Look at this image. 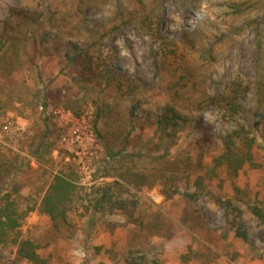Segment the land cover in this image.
Returning a JSON list of instances; mask_svg holds the SVG:
<instances>
[{
    "label": "rangeland",
    "instance_id": "rangeland-1",
    "mask_svg": "<svg viewBox=\"0 0 264 264\" xmlns=\"http://www.w3.org/2000/svg\"><path fill=\"white\" fill-rule=\"evenodd\" d=\"M11 8L41 21L18 23L9 17ZM40 30L51 42L42 53L16 41L18 33ZM58 42L77 45L98 69H118V77L108 85L73 83L63 74ZM233 80L251 90L240 101L242 115L228 119L209 97H219ZM260 82L264 0H0V176L20 188L22 209L34 207L21 221V238L35 241L48 264H129L141 252L162 264H264V223L247 209L264 204V118L249 112H264ZM133 104L136 123L125 152L142 155L110 158L94 132V114L100 106L110 108L99 113L97 128L120 148L119 133L127 126L121 116ZM166 104L188 118L175 143L162 145L170 153L164 158L181 167L175 181L148 187L118 177L119 167L151 173L158 166L163 149L151 122ZM43 118L55 134L48 139L52 151L47 147L37 157L31 151L46 135ZM238 126L256 136L252 163L235 176L219 167L214 177L221 137ZM202 129L212 135L210 142L200 138ZM145 148L155 149L149 155ZM59 172L72 180L75 194L67 223L55 230L36 206ZM214 197L241 210L245 240L234 237L227 225L232 215ZM95 198L101 199L98 207ZM118 202L132 219L116 208ZM0 264L28 263L16 258L14 248L0 247Z\"/></svg>",
    "mask_w": 264,
    "mask_h": 264
},
{
    "label": "trees",
    "instance_id": "trees-1",
    "mask_svg": "<svg viewBox=\"0 0 264 264\" xmlns=\"http://www.w3.org/2000/svg\"><path fill=\"white\" fill-rule=\"evenodd\" d=\"M9 14V17L17 20L18 23L36 25L41 21L38 17H35L33 13L16 8H11L9 10ZM47 24L49 28L53 27L51 22L48 21ZM46 33V30H40V32L33 31L28 35L18 33L15 38L23 48H25L26 43H30L36 51L42 53V45L51 43ZM3 36L6 40L11 38L9 34L6 33H3ZM58 43L63 60H66L63 74L67 75L73 83L80 86L91 83L99 84L100 80H102L106 82V85H108L110 80L114 77H118V69H98V65L94 64L90 55L86 51H81L82 49H79L77 45L71 46L61 42ZM154 60L157 62L156 58H154ZM241 82V80H233L228 90L219 97H209L210 104L215 105L220 114L225 118L234 119V116L242 115L241 113L244 112L240 105V101L245 99V97L250 93L251 87ZM257 88L258 92L264 94V82H260V87L257 86ZM41 102L44 106H47L46 94L41 96ZM135 108L136 106L133 104L132 107H130V109L121 116L126 121L127 126L124 129L126 130L124 133H119L124 135L122 137V146L120 148H117L118 144L113 143L112 140L108 142V139L104 138V132L97 128L98 120L96 119L98 118L99 113L108 114L111 112L110 108L100 106L99 110L95 112L93 123L94 132L97 137L104 141L105 152L108 157L127 156L132 158L131 161H133L136 157H141L142 154L140 152L130 154L125 152L128 144L130 145L132 142L131 135L136 123V114L134 113ZM249 112L255 117L264 118V112L262 111L250 109ZM42 121L45 129L47 130L46 135L43 140L36 145L35 149L31 151V154L37 157H40L41 153L44 154V149L47 147L48 152L49 149L52 151L53 139H51L49 143L48 139L55 134V132L48 126V119L43 118ZM187 121L188 118L181 114L175 106L166 104L158 107V109L154 112L151 124L155 126L154 133L158 137L161 148L165 142L175 143L177 132ZM258 125L259 122H254L253 127L256 129ZM202 131L203 134L200 138L204 142H210L212 135L210 136L205 129H202ZM251 132L252 135L249 136L248 134ZM221 139L223 151L215 158L211 174L216 177V170L219 167H223L228 175L235 176L244 164L252 163L250 149L255 142L256 136H253V130L251 128L238 126L228 134H225V136L221 137ZM167 148L168 145H165L162 148L163 151L160 156L156 157V160L158 159L156 165L158 166L152 168L153 171L151 173H138L133 166H125L119 167L120 174H118V177L123 178L134 185L145 184L148 187H154L155 184L163 185L164 187V185H166L165 183L167 178L173 179L171 182L175 181L173 177H176L177 173L181 170V167L178 162L167 161L164 158V156H169L170 154L166 150ZM145 149L147 150L146 153L150 155L155 148H152L150 151H148L147 148ZM156 149H160V146H157ZM149 177L155 179V182L148 183L147 181ZM112 183L117 185V182ZM107 186L110 187V185ZM171 187H173L172 194H174L176 187L174 185ZM235 190L238 189L235 188ZM19 193L20 188L15 185V182L11 180L6 181L0 176V247L14 248L16 258L25 260L28 264H48L47 258L39 254V245L35 241L21 238V221L27 211H32L34 207L31 206L28 210L22 209L16 198ZM74 194L75 185L72 183L69 176L63 172L56 173L52 176V180L44 192L43 197L37 204L36 210L47 215L50 219L52 228L58 230L62 225L67 223V213ZM213 199L223 209L225 215H232V219L227 220V225L229 226V230L233 231L234 237L240 240H245L246 233L240 223L241 210L235 206L230 199L223 200L219 197H214ZM100 202L101 199L95 198L92 205L94 207H98ZM118 203L119 204H117L116 208L124 211L126 215L132 219V213L126 212L127 208L125 207V204L123 202ZM132 207H134V205ZM247 209L254 217L264 223L263 203L252 204L251 206H248ZM129 259V264H162L159 260H149L145 253L142 252L141 254L132 256Z\"/></svg>",
    "mask_w": 264,
    "mask_h": 264
}]
</instances>
